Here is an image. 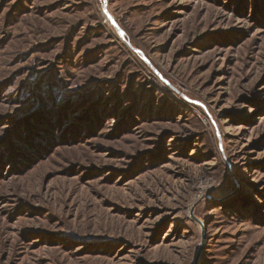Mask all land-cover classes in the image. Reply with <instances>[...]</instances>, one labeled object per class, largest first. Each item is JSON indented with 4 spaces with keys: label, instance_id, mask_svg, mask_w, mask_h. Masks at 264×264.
Listing matches in <instances>:
<instances>
[{
    "label": "rangeland",
    "instance_id": "rangeland-1",
    "mask_svg": "<svg viewBox=\"0 0 264 264\" xmlns=\"http://www.w3.org/2000/svg\"><path fill=\"white\" fill-rule=\"evenodd\" d=\"M0 264H264V0H0Z\"/></svg>",
    "mask_w": 264,
    "mask_h": 264
}]
</instances>
